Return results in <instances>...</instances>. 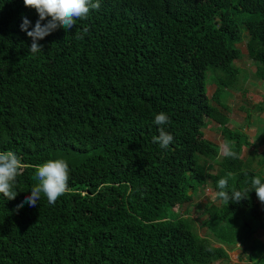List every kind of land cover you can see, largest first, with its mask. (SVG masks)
<instances>
[{"label":"trees","instance_id":"16d2710c","mask_svg":"<svg viewBox=\"0 0 264 264\" xmlns=\"http://www.w3.org/2000/svg\"><path fill=\"white\" fill-rule=\"evenodd\" d=\"M99 2L73 29L39 40L33 54L20 24L27 17L31 30L35 9L0 0V152L25 165L15 199L0 194V264H212L236 244L264 264L255 191L239 202L215 195L221 178L229 194L253 177L264 182V152L242 157L247 135L219 109L240 87L238 43L264 80V0ZM159 112L170 119L166 149L152 141ZM210 120L235 157L204 137ZM50 159L68 163L66 193L55 204L41 193L35 207L17 208ZM205 187L216 203L203 207L202 236L174 208Z\"/></svg>","mask_w":264,"mask_h":264},{"label":"clouds","instance_id":"9594fccd","mask_svg":"<svg viewBox=\"0 0 264 264\" xmlns=\"http://www.w3.org/2000/svg\"><path fill=\"white\" fill-rule=\"evenodd\" d=\"M26 7L35 9L38 19L29 26L31 21L27 17H22L20 24L21 31H25L31 38L29 51L33 54L42 51L43 46L39 40L49 35L57 27L71 30L76 26L77 20L87 18L90 10L99 9V0H23ZM46 21L45 23H41ZM84 31H87L85 28ZM77 38H83L78 35ZM154 123L159 127V134L152 137L153 143H158L161 148H168L173 141V136L165 131L164 125L170 123L168 115L159 112L154 117ZM222 155L225 157H235L236 153L225 143L221 146ZM25 165L21 158L13 151L0 152V194L6 199H15L18 191L14 190L16 178L22 175ZM70 169L64 159H50L36 168L35 178L38 184L30 189V194L24 197L17 208L23 207L27 203L30 207H35L40 200L41 193L47 198L49 204H55L57 199L68 190ZM220 189L215 193L220 200L229 203L239 202L248 198V193L255 191L257 199L264 204V182L261 178L253 177L251 187L244 190L233 189L229 194L227 189L228 179L221 178L217 182Z\"/></svg>","mask_w":264,"mask_h":264},{"label":"rangeland","instance_id":"374dc122","mask_svg":"<svg viewBox=\"0 0 264 264\" xmlns=\"http://www.w3.org/2000/svg\"><path fill=\"white\" fill-rule=\"evenodd\" d=\"M241 50V57L235 60V63L242 72L240 73V80L237 89H229L227 94L224 95L222 102L224 107H219L223 115L228 119L227 125L230 128H240L247 135V139L250 143L248 147H243L242 157H247L250 152L257 150L258 152H264V143L259 141L261 136H264V110H259L258 105H264V80L255 76V65L251 62L246 53V47L244 42L238 43ZM207 95L210 97L216 88L215 83L211 80V75L208 73L206 77ZM204 137L218 144L220 147L223 145V137L220 133L219 126L215 121H208V125L203 128ZM259 159L258 156L254 158V163ZM211 167L215 168V161L210 163ZM264 173V168H263ZM215 202L214 193L208 187L201 189L198 194L194 195L190 202L175 207L178 215H186L189 213L195 221L197 232L204 236L206 229L202 226L206 218L203 207L208 202ZM260 208L262 210V224H264V204L259 201ZM258 228L256 230V238L264 241V230ZM248 248V247H247ZM245 249V248H244ZM243 249L242 245L236 244L235 246L228 248V257L215 261L212 264H243L245 262H251L254 264L256 261H252L249 254V248Z\"/></svg>","mask_w":264,"mask_h":264}]
</instances>
